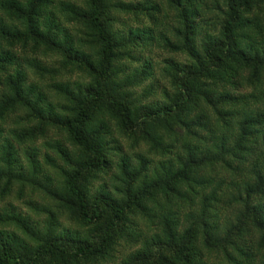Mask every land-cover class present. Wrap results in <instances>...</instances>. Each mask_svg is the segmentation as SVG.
Returning <instances> with one entry per match:
<instances>
[{
  "label": "clouds",
  "instance_id": "1",
  "mask_svg": "<svg viewBox=\"0 0 264 264\" xmlns=\"http://www.w3.org/2000/svg\"><path fill=\"white\" fill-rule=\"evenodd\" d=\"M0 264H264V0H0Z\"/></svg>",
  "mask_w": 264,
  "mask_h": 264
}]
</instances>
